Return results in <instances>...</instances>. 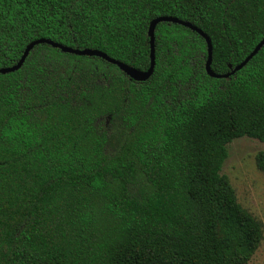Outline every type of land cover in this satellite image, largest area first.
Returning a JSON list of instances; mask_svg holds the SVG:
<instances>
[{
  "label": "trees",
  "instance_id": "obj_1",
  "mask_svg": "<svg viewBox=\"0 0 264 264\" xmlns=\"http://www.w3.org/2000/svg\"><path fill=\"white\" fill-rule=\"evenodd\" d=\"M178 17L226 73L264 36V0H0V67L47 38L149 66V22ZM135 81L98 56L33 46L0 73V264H246L262 224L221 173L264 141V44L227 78L172 22ZM264 173V150L255 154Z\"/></svg>",
  "mask_w": 264,
  "mask_h": 264
},
{
  "label": "rangeland",
  "instance_id": "obj_2",
  "mask_svg": "<svg viewBox=\"0 0 264 264\" xmlns=\"http://www.w3.org/2000/svg\"><path fill=\"white\" fill-rule=\"evenodd\" d=\"M264 150V141L248 136L234 138L227 144V156L221 167L237 201L262 224V238L246 264H264V173L255 164V154Z\"/></svg>",
  "mask_w": 264,
  "mask_h": 264
},
{
  "label": "water",
  "instance_id": "obj_3",
  "mask_svg": "<svg viewBox=\"0 0 264 264\" xmlns=\"http://www.w3.org/2000/svg\"><path fill=\"white\" fill-rule=\"evenodd\" d=\"M162 21L178 23L180 25L188 27L189 29L197 32L199 35H201L204 38V40L206 42V46H207V56H206V60H204L205 61L204 68H205V72L207 73V75H209L210 77H214V78H227V77H229L235 71L242 68L247 63V61H249L264 44V36H263L259 40V42L254 46V48L245 56V58L242 61H240L238 64H236L230 71H228L226 73H221V74L215 73L211 69V65H210L211 64L210 60H211V54H212V45H211V41H210V38L208 37V35L205 32H203L200 28H198L197 26L190 23L189 21L182 20V19H179L178 17H174V16L159 15V16L152 18L149 22V25H148L147 33L149 36V66L144 70H140L138 68H135L132 65L130 66V65H128V64H126L120 60H117V59L107 55L105 52H102L98 49L73 48V47H69V46L60 44L58 42H54V41L49 40L47 38H37V39L30 41L26 45V47L23 50V53L21 54L20 58L17 60V62L15 64H13L11 66L0 67V73L4 74V73L13 72V71L17 70L18 68L21 67L26 56L28 55L29 51L33 48L34 45L39 44V43H47L53 47L60 49L62 52L72 53V54H76V55L98 56V57L102 58L103 60H105L111 64H115L129 78H131L135 81H144V80L149 78V76L151 75L153 68H154V64H155L154 29H155L156 24L159 22H162Z\"/></svg>",
  "mask_w": 264,
  "mask_h": 264
}]
</instances>
